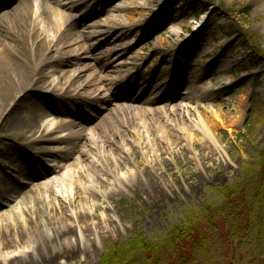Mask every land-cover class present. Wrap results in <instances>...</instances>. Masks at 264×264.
Wrapping results in <instances>:
<instances>
[{"label":"bare ground","instance_id":"1","mask_svg":"<svg viewBox=\"0 0 264 264\" xmlns=\"http://www.w3.org/2000/svg\"><path fill=\"white\" fill-rule=\"evenodd\" d=\"M105 2L0 0V122L6 121L7 137L17 141L28 158L25 164L7 169L6 183L0 186V211L9 208L0 214V264H65L59 260L89 254L100 233L93 227L95 238L91 240L88 232L93 228L84 221L94 210L109 205V191L101 189L98 180L107 181L110 191L128 189L142 177L134 170L136 159L154 168L166 146L169 150L185 147L187 156L196 163L200 159L195 143L204 155L220 154L214 121L233 127L244 118L242 105L235 108L233 119L222 115L220 109L210 117L200 114L202 106L195 102L219 95L222 83L218 82L215 90L201 89L200 95L189 93L204 76L199 75L200 70L187 73L179 69L180 56L184 55L181 43L164 44L152 52L161 54L160 63L179 59V64L169 69L159 71L160 63L155 62L150 72L143 74L144 57L129 56L127 39L135 33L130 31L136 24L152 25L162 0H117L111 13L99 18ZM10 4L14 7L8 11ZM73 12L89 22L80 31L73 30ZM124 12L130 23L120 20L118 14ZM263 14L261 6L258 15ZM135 15L141 18L136 24ZM175 15L171 13L168 18L173 20L167 23L173 33L183 26ZM98 49L102 51L96 58ZM66 66L73 69L68 71ZM108 69L117 76L109 79L108 96L98 98L105 86L96 73ZM158 71L164 76L154 87ZM173 79L177 83L170 86ZM182 86L186 91L178 102L176 94ZM120 101L124 104L110 111L106 108ZM78 105L90 113L89 118L82 109L74 111ZM45 108L42 116L40 110ZM66 108L73 110L71 119L54 125V115ZM22 111L32 112L31 124L16 123ZM102 114L101 121L91 126ZM80 123L89 125L81 129ZM62 129L67 133L57 131ZM0 166L5 169L2 163ZM90 168L96 169V178ZM63 169L66 179L53 177L55 171ZM72 193L80 196L86 209L72 210ZM99 218L107 223L103 214ZM9 244L14 250L5 252Z\"/></svg>","mask_w":264,"mask_h":264},{"label":"rangeland","instance_id":"2","mask_svg":"<svg viewBox=\"0 0 264 264\" xmlns=\"http://www.w3.org/2000/svg\"><path fill=\"white\" fill-rule=\"evenodd\" d=\"M116 1L106 0L99 18L110 14L117 4ZM193 1L162 0L156 6L159 13H156L151 21L152 25L148 26L137 25L136 22L141 18L135 15L133 20L136 25L130 31L135 33L127 39L130 44L128 54L135 58L144 57L141 72L146 74L150 72L153 63H160L161 54H152L155 47L162 49L164 44L172 45L176 41L181 43L184 55L180 56L182 66L179 69L187 73L194 69L200 70L199 75L203 73L204 76L199 77L196 87L190 89L189 93L200 95L201 89L215 90L218 87L217 83H222L223 89L219 95H212L201 101L198 99L195 102L196 106H202L198 109L200 114L210 117L220 109L222 115L233 119L235 108L242 105L243 120L233 127L221 126L214 121L218 125L215 130L220 154L207 152V155H204L202 148L195 143L194 149L200 159L196 163L187 156L185 147L169 150L166 146L159 152L158 164L156 162L154 168L148 166L143 159L139 157L136 159L134 170L137 174L140 172L142 177L128 189L110 191L107 181L98 180L102 184L100 188L109 191L107 194L109 205L94 210L86 217L84 223L90 228L96 226L100 238L91 244L89 254L68 260L62 258L59 261L65 264H97L112 246L128 242L136 233L142 234L152 242L157 236L167 232L171 226L182 225L190 216L200 212L205 203L217 204L219 191L240 179L242 166L252 164L256 152H264V60L253 53L255 45L264 49V14L261 17L258 15L260 7L264 6V0H204L208 5L205 10L201 4H193ZM11 6L10 4L6 9ZM173 12L176 13L174 18L183 23L181 30L178 28L175 33L167 27L169 20H173L168 16ZM72 15H75L72 20L76 23L74 31H80L89 23L80 20L77 12H73ZM118 16L121 21L129 22L126 12ZM161 21L162 26H159ZM245 37H251L255 43L247 44ZM101 51L98 49L94 57L97 58ZM87 62L89 61H85ZM176 64H179V59L175 62L169 59L160 63L158 70L169 69L177 66ZM208 67L212 70L209 71ZM65 69L69 71L73 67L66 66ZM159 71L154 75L152 82L154 87L164 76ZM96 74L105 86L98 98L108 96L109 92L105 89L110 82L109 79L117 75L112 73V69ZM137 80L139 76L136 77L135 81ZM176 83L173 79L170 86ZM184 89L186 86L177 90L178 102L184 99L181 96L186 91ZM160 90L164 91L162 88ZM122 104L124 103L120 101L106 108L110 111L115 105ZM82 106L78 105L73 109L74 111L82 109L85 114L88 113L86 118H89L90 113ZM44 110L46 108L40 110L42 116L45 114ZM72 111L66 108L56 113L54 125L70 120ZM20 116L16 119L18 125L27 126L29 121L30 124L33 121L31 111H22ZM103 116L105 114L96 119L91 126L95 127ZM80 124L81 129L89 125ZM57 131L67 133L65 129ZM27 160L17 141L7 137L6 121L0 122V163L5 165V169L0 166V186L6 183L7 169L18 163L25 164ZM91 175L93 178L98 176L96 169H91ZM55 176L66 179V169L55 171L53 177ZM22 180L32 186L27 178L23 177ZM166 187L169 191L165 189ZM72 194L75 196L72 210L86 209L82 207L80 196L77 193ZM8 210L9 208L4 207L0 214ZM101 214L105 216L108 224L101 222L99 218ZM84 223L80 225L84 227ZM76 225L78 226V223ZM88 233L91 240L95 238L94 228ZM13 250L14 245L9 244L4 251Z\"/></svg>","mask_w":264,"mask_h":264},{"label":"trees","instance_id":"3","mask_svg":"<svg viewBox=\"0 0 264 264\" xmlns=\"http://www.w3.org/2000/svg\"><path fill=\"white\" fill-rule=\"evenodd\" d=\"M193 4L208 6L204 0ZM253 53L264 60L260 46ZM97 264H264V152H256L252 164L242 166L240 179L219 191L217 204L205 203L152 242L136 233Z\"/></svg>","mask_w":264,"mask_h":264}]
</instances>
